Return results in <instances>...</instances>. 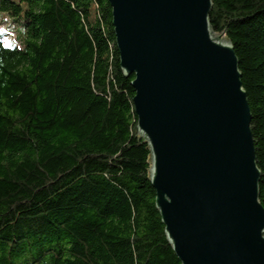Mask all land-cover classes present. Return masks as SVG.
Instances as JSON below:
<instances>
[{
    "label": "trees",
    "instance_id": "obj_1",
    "mask_svg": "<svg viewBox=\"0 0 264 264\" xmlns=\"http://www.w3.org/2000/svg\"><path fill=\"white\" fill-rule=\"evenodd\" d=\"M212 1L239 60L264 205V0ZM0 12L24 28L20 41L0 24V264H182L110 2L0 0Z\"/></svg>",
    "mask_w": 264,
    "mask_h": 264
},
{
    "label": "water",
    "instance_id": "obj_2",
    "mask_svg": "<svg viewBox=\"0 0 264 264\" xmlns=\"http://www.w3.org/2000/svg\"><path fill=\"white\" fill-rule=\"evenodd\" d=\"M151 183L182 264H264L251 108L212 0H108Z\"/></svg>",
    "mask_w": 264,
    "mask_h": 264
},
{
    "label": "rangeland",
    "instance_id": "obj_3",
    "mask_svg": "<svg viewBox=\"0 0 264 264\" xmlns=\"http://www.w3.org/2000/svg\"><path fill=\"white\" fill-rule=\"evenodd\" d=\"M92 13H93L92 14V18H94L95 17V11L93 10ZM4 18L10 19V17L8 15H6L5 13H1L0 12V24L1 23H5L9 28H11L14 31V33L17 36V38L20 41H22L23 36H24V28H23L22 24L21 23H17L15 21L11 20V19L8 20V21H4ZM4 38H5V40L7 42H12L13 41L12 37L5 36Z\"/></svg>",
    "mask_w": 264,
    "mask_h": 264
}]
</instances>
